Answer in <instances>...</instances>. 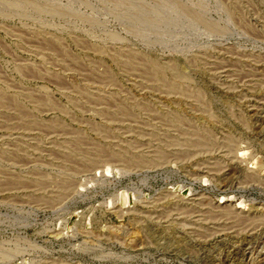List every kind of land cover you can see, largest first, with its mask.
Returning a JSON list of instances; mask_svg holds the SVG:
<instances>
[{
    "label": "rangeland",
    "instance_id": "1",
    "mask_svg": "<svg viewBox=\"0 0 264 264\" xmlns=\"http://www.w3.org/2000/svg\"><path fill=\"white\" fill-rule=\"evenodd\" d=\"M0 264H264V0H0Z\"/></svg>",
    "mask_w": 264,
    "mask_h": 264
},
{
    "label": "bare ground",
    "instance_id": "2",
    "mask_svg": "<svg viewBox=\"0 0 264 264\" xmlns=\"http://www.w3.org/2000/svg\"><path fill=\"white\" fill-rule=\"evenodd\" d=\"M252 173V172H251Z\"/></svg>",
    "mask_w": 264,
    "mask_h": 264
}]
</instances>
